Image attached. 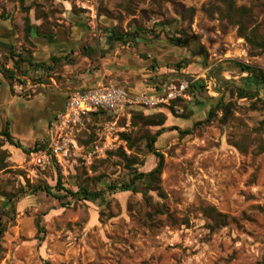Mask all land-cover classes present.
<instances>
[{"label": "rangeland", "instance_id": "1", "mask_svg": "<svg viewBox=\"0 0 264 264\" xmlns=\"http://www.w3.org/2000/svg\"><path fill=\"white\" fill-rule=\"evenodd\" d=\"M214 2L0 0V25L10 31L14 52L38 46L39 37H25L26 19L47 32L63 28L67 33L72 18L79 19L91 41L106 46L100 56L121 45H108L111 30L134 32L142 39L159 37L177 53L190 54L195 47L202 53L196 59L168 64L174 72L163 80V88L182 81L201 84L198 77L206 70L216 81V99L224 93L222 108L210 118L217 100L203 87L193 94L187 89L166 105L137 109L145 116L162 113L166 132L154 145L163 156L159 182L148 189L146 181L136 182V192L106 189L129 183L134 170L147 173L156 166L141 135L158 127H133L131 110L136 106L89 115L65 128L62 137L76 145L65 161H37L39 153H46L58 118L49 124L45 141L26 148L38 149L28 155L6 148L0 138V223L5 226L0 264H264V104L238 99L233 92L241 80L234 63L264 70V54L251 50L236 26L219 19L211 9ZM232 2L237 8L255 5L264 39V0ZM190 63L197 72L181 74ZM47 79L43 73L30 77L33 82ZM167 121L172 126H165ZM109 124L113 131L106 144L103 133ZM120 133L131 134V148ZM59 134H52L54 140ZM57 177L68 191L79 186L103 191V200L58 192ZM43 185L60 199L33 192ZM208 208L224 215L225 225L217 226L205 214ZM37 222L44 234L37 232Z\"/></svg>", "mask_w": 264, "mask_h": 264}, {"label": "crops", "instance_id": "2", "mask_svg": "<svg viewBox=\"0 0 264 264\" xmlns=\"http://www.w3.org/2000/svg\"><path fill=\"white\" fill-rule=\"evenodd\" d=\"M81 21L72 18L70 33L57 28L51 38L39 37L36 49L21 52H14L10 31L0 25V130L8 125L12 140L24 149L47 139L48 126L63 113L68 96L108 84L131 98L161 97L163 80L174 72L168 64L200 56L195 47L191 55L177 53L176 47L159 41V37L130 39L100 56L99 50L106 46L92 42ZM53 58L56 63L51 62ZM41 64L44 66L39 68ZM189 72H197L192 63L180 69L181 74ZM40 73L48 77L46 83L30 80ZM227 74L223 73L224 78ZM18 75L23 76L21 84ZM172 124L167 121L165 126Z\"/></svg>", "mask_w": 264, "mask_h": 264}, {"label": "trees", "instance_id": "3", "mask_svg": "<svg viewBox=\"0 0 264 264\" xmlns=\"http://www.w3.org/2000/svg\"><path fill=\"white\" fill-rule=\"evenodd\" d=\"M173 1L174 0H170ZM215 2L211 4V9L214 13L217 14L219 19L226 20L231 25L237 27L238 35L245 40V42L249 45L250 49L253 51H257L260 54H264V39L259 36V24L257 23V14L254 10V4H251L249 7H235L232 0H214ZM182 8V7H181ZM47 29L44 28L43 25L38 27L32 26L28 19L25 20V37H43V38H51L53 36L54 31L47 32ZM108 45L114 43H125L130 39H136L135 33L133 32H125L121 34H117L116 31H110L108 34ZM173 42V40H171ZM201 49V48H200ZM202 50V49H201ZM199 54V53H198ZM202 55V53H200ZM20 60V58H19ZM51 62L56 63L57 60L54 58L51 59ZM18 64V63H17ZM240 75L245 74V76L241 77L239 86L235 87L233 91L235 96L238 99H247L253 100L256 99L257 102L264 104V70L248 64L243 63H234ZM44 64L39 65L38 67H43ZM221 67V66H220ZM181 68V67H178ZM7 73V71H5ZM209 76H211L209 74ZM9 78H12L10 74ZM212 77V76H211ZM202 88L200 82H190L188 86V93L193 94L194 92H198ZM224 98V93L219 95L216 104L208 113V118L212 116L213 112L217 109L222 108V102ZM184 110H187V107H184ZM103 112H99L92 115H97ZM131 119L133 127H158V129L154 132H150L148 130L142 133V140L145 139V148L148 153L152 154L156 157L157 163L156 166L147 173H138L137 170L133 171L131 180L129 183L121 184L118 187H110L109 185L106 187L107 190L112 191L117 189L121 192H136L135 184L136 182H144L146 181V187L151 188L152 184L156 185L159 182V175L163 169V156L155 149L154 145L158 139V137L166 130L163 125L165 122V116L162 113H157L154 115H143L141 111L137 109L131 110ZM187 116V115H185ZM171 130V129H168ZM175 130V129H174ZM184 134L183 132H180ZM0 138L3 139V142L12 146L16 149L21 150L23 154H30L38 149H24L18 142H14L9 134L8 125L5 126L3 130H0ZM120 139L125 143L127 148L132 147V136L130 133H120ZM121 156L125 157L123 151H119ZM135 159L131 162L135 164ZM3 166L0 167L2 169ZM111 188V189H110ZM54 189L58 192L62 191L65 195H70L72 197H77L79 199L85 201H96L103 200V191H90L84 186L77 187V191L72 192L64 189L60 182V177H57L56 185ZM151 190V189H149ZM33 192H44L48 196H54L56 199H60L56 195L52 194V189L47 185L37 186L33 189ZM205 214H207L217 226L225 225V216L221 213H218L212 208H208L205 210ZM4 224L0 223V238L2 233L4 232ZM37 232L40 234H44L43 227L39 225L37 222ZM1 252V249H0Z\"/></svg>", "mask_w": 264, "mask_h": 264}, {"label": "built area", "instance_id": "4", "mask_svg": "<svg viewBox=\"0 0 264 264\" xmlns=\"http://www.w3.org/2000/svg\"><path fill=\"white\" fill-rule=\"evenodd\" d=\"M201 80L203 90L210 97H216L218 91L216 89V81L209 76L208 71H203L198 77ZM189 83L182 81L179 85H165L163 88L164 95L161 97H129L122 89L103 85L84 91L79 94H72L67 97L63 113L52 124L50 128V144L46 149V153H39L37 161H65L70 154V148H75L73 141L62 137V132L69 126H76L81 120L89 115L99 112L118 113L126 107L140 106L146 109L157 108L166 105L178 97L185 95ZM113 131V125L109 124L104 128V140L109 143L108 137ZM58 135V139L54 140V136Z\"/></svg>", "mask_w": 264, "mask_h": 264}]
</instances>
